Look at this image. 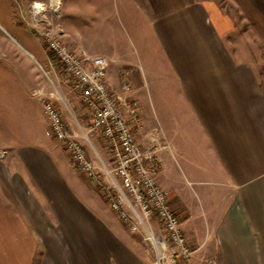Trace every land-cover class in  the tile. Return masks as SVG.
<instances>
[{"label":"crops","instance_id":"obj_1","mask_svg":"<svg viewBox=\"0 0 264 264\" xmlns=\"http://www.w3.org/2000/svg\"><path fill=\"white\" fill-rule=\"evenodd\" d=\"M28 1L26 12L17 5L18 14L33 22L30 8L46 7L48 0ZM61 1L62 30L81 49L109 59L107 81L116 95L122 96L128 83L141 103L146 126L144 134L137 131V141L154 148L157 183L168 191L195 250L177 264H264V76L253 45L231 42L232 18L215 0H142L174 71L160 85L157 138L146 118L144 94L150 88L136 74L142 67L109 56V47L100 49V38L114 32L109 1ZM243 1V12L250 10L264 22V0ZM23 50L39 72L30 97L44 120L38 121L35 140L15 134L13 125L7 129L12 137L0 131V151H7L0 161V264H156L151 245L110 207L104 191L77 169L65 144L51 133L37 99L41 93L54 95L48 90L50 68L55 82L59 76L47 53L43 64ZM61 69L64 88L61 102L53 97L54 105L95 165L111 167L102 134L82 137L91 114ZM19 109L23 115L22 104ZM152 220L158 226L156 217Z\"/></svg>","mask_w":264,"mask_h":264},{"label":"built area","instance_id":"obj_2","mask_svg":"<svg viewBox=\"0 0 264 264\" xmlns=\"http://www.w3.org/2000/svg\"><path fill=\"white\" fill-rule=\"evenodd\" d=\"M62 9L61 0H48L46 7L33 5L30 13L36 33L44 38L49 51L60 60L74 92L90 111L91 125L82 131V137L88 139L90 134L100 132L106 141L112 166L98 168L80 136L64 121L53 98L39 94V104L51 133L65 144L77 169L104 191L110 207L121 219L137 233L145 235L155 252L156 264L186 262L195 250L189 245L180 219L169 204L168 191L157 183L153 170L157 162L154 148L145 149L137 141L141 113L131 85L124 84V94L116 95L107 81L108 59L81 48L73 49L65 43V34L59 24ZM6 155L7 151H0V161ZM153 216L158 220V230L152 225Z\"/></svg>","mask_w":264,"mask_h":264},{"label":"rangeland","instance_id":"obj_3","mask_svg":"<svg viewBox=\"0 0 264 264\" xmlns=\"http://www.w3.org/2000/svg\"><path fill=\"white\" fill-rule=\"evenodd\" d=\"M23 1L16 0L19 8L26 12L29 1L26 0L24 3ZM108 1L114 15L112 19L114 20L112 21L114 32L100 38L101 41L103 40L100 49L109 47V53H107L109 56L117 59L125 57L133 64L136 63L142 67L141 69L136 68V74L140 77L142 86L150 88L144 94L147 106L146 118L149 121L151 134L159 138L161 113L159 89L161 82L173 76L174 71L170 67L159 37L153 33L150 21L145 18L146 12L143 11L142 0ZM215 1L220 7L221 13L232 18L228 25L233 33L231 42H244L253 45V57L260 64L258 69L264 76V50L261 49L264 42V22L257 19L256 14L250 10H244L243 12L242 8L245 9L243 0ZM17 5L13 0H0V131H4V133L6 131L12 137V133L7 129H12L11 125H13L15 134H18L21 138L35 140L38 138L36 129L39 124L38 121L40 119L43 123L44 119L35 104V100L30 97V92L36 87L40 77H38L39 72L34 68L23 49L33 52L43 64H48L46 53L49 55L51 52L44 38L36 33L37 28L34 21L32 22L29 17L23 21L21 14H18L19 8ZM80 6L81 8L84 6L86 10L96 14L94 10L91 11V8L84 4H80ZM15 19L16 24L12 21ZM64 34V40L67 39L66 41L72 43L74 48H80L76 39L69 36L66 31H64ZM93 38L95 39V37ZM111 50H114L113 53ZM101 56L104 55L101 54ZM50 72L51 76L48 75L51 79L53 78V83L48 82V90L54 95L41 93V96L57 97L58 101L61 102L59 94L64 88L62 81L65 75L62 73L61 68L60 71L56 70V74L60 79L58 83L54 80L55 71L50 68ZM37 100L39 103V98ZM80 101L84 106L82 100ZM138 102L141 113L139 129L144 134L146 123L143 124V121L145 122L143 108L139 100ZM21 104L24 108L23 115L19 109ZM94 137L91 134L90 138L92 140ZM153 170L155 173L157 172L154 166ZM155 226V230H158L159 223L158 226L157 224ZM141 236L143 239L145 238V235L141 234Z\"/></svg>","mask_w":264,"mask_h":264},{"label":"trees","instance_id":"obj_4","mask_svg":"<svg viewBox=\"0 0 264 264\" xmlns=\"http://www.w3.org/2000/svg\"><path fill=\"white\" fill-rule=\"evenodd\" d=\"M49 58L51 59L52 63H53V66L55 67V69L57 71H60V68H61V62L60 60L53 54V53H50L49 54Z\"/></svg>","mask_w":264,"mask_h":264},{"label":"clouds","instance_id":"obj_5","mask_svg":"<svg viewBox=\"0 0 264 264\" xmlns=\"http://www.w3.org/2000/svg\"><path fill=\"white\" fill-rule=\"evenodd\" d=\"M37 7H43V5H37Z\"/></svg>","mask_w":264,"mask_h":264}]
</instances>
